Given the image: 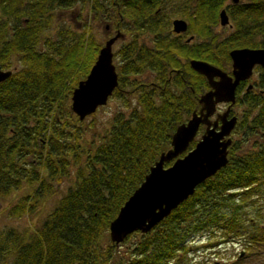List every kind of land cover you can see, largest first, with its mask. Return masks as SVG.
<instances>
[{
	"label": "trees",
	"instance_id": "trees-1",
	"mask_svg": "<svg viewBox=\"0 0 264 264\" xmlns=\"http://www.w3.org/2000/svg\"><path fill=\"white\" fill-rule=\"evenodd\" d=\"M223 1L0 0V67L12 70L0 82V198L25 189L8 214H30L52 182L74 172L73 185L40 224L0 228V264H189L201 235L217 238L212 245L242 238L247 255L264 247V71L259 90L241 100L239 140H232L227 164L146 233L119 243L109 236L110 222L206 88L188 59L221 65L230 47H264V0L234 5L236 32L215 42ZM78 6L99 20L124 19L120 27L131 35L116 52L111 96L122 107L103 131L70 109L72 90L101 47L87 23L81 31L60 23ZM178 13L212 41L186 44L163 35ZM251 137L259 138L246 148Z\"/></svg>",
	"mask_w": 264,
	"mask_h": 264
},
{
	"label": "water",
	"instance_id": "water-1",
	"mask_svg": "<svg viewBox=\"0 0 264 264\" xmlns=\"http://www.w3.org/2000/svg\"><path fill=\"white\" fill-rule=\"evenodd\" d=\"M223 14L221 12V20H224ZM173 23L176 31L186 29L187 24L183 19H175ZM121 36L116 34L104 42L88 74L72 90L70 109L80 120L105 105L118 84L112 46ZM230 55L235 69L234 80L205 60H190L191 68L207 77L211 89L200 96L202 107L198 111L193 110L190 117L176 127L170 147L160 153L143 181L110 222L109 236L113 242H122L136 231H149L192 195L199 184L227 164L230 134L236 123V116L226 118V110L223 114H218L215 120L209 117L215 112L218 102L235 101L234 90L239 79L249 76L250 72L252 74L256 64L264 67V48L233 49ZM11 73V69L4 70L0 67V82ZM215 76L219 79L214 80ZM218 120H221L220 124ZM201 124L205 125V129L189 149ZM171 160L172 163L165 166V162Z\"/></svg>",
	"mask_w": 264,
	"mask_h": 264
},
{
	"label": "rangeland",
	"instance_id": "rangeland-1",
	"mask_svg": "<svg viewBox=\"0 0 264 264\" xmlns=\"http://www.w3.org/2000/svg\"><path fill=\"white\" fill-rule=\"evenodd\" d=\"M88 12L85 9H80L79 6L68 9L62 13L60 23L78 31H81L83 25H85L84 23H87L91 27V31L97 42L102 46L105 39L115 33V27L112 26L113 31L106 32L105 25L108 21L99 20L94 14H92V12ZM120 30L122 33H125V36L123 39L116 40L112 46L113 62L115 65H118L119 62L116 55L118 48L124 41L129 40L131 37V35L122 28H120ZM214 30H216L220 36L228 34L226 30L224 31L216 25L213 27V31ZM192 33L194 32L192 31ZM144 38L145 37L142 35L139 36L140 40H143ZM197 40H199V37H197L195 41ZM257 75L258 70L254 69L252 80L256 79ZM121 107V102L115 97L110 96L105 105L97 108L95 117L87 116L85 121L90 122L93 119L97 120V123L100 124L99 129L103 131L109 118H111L113 113ZM223 107V105H220L219 109L222 110ZM242 109L243 108L240 106L235 107L234 112L241 111ZM201 133L202 129L199 130L195 139H199ZM231 137L234 140H239L238 131L236 130L233 132ZM259 137H251V139L245 143V145H247L246 148H250L252 142ZM73 183L74 172L72 170L70 176L64 178L59 184L52 182V190L38 199L34 210L30 214H23V216L20 217L10 216L8 214V208L25 193V189L14 191L6 198H0V228L14 227L18 230H24L25 228L30 227L33 223L35 225L40 224L46 214L52 210L57 201L68 190V188L73 185ZM210 239L211 238H208L207 235H201L195 238L194 244L199 247L188 254V257L191 258L189 264H264V247L262 245L260 248L254 247L251 254L247 255L245 252L247 250L243 245L242 238L234 239L233 241H223L216 245H212L209 242L215 241L217 238ZM240 252H242V255H239Z\"/></svg>",
	"mask_w": 264,
	"mask_h": 264
},
{
	"label": "flooded vegetation",
	"instance_id": "flooded-vegetation-1",
	"mask_svg": "<svg viewBox=\"0 0 264 264\" xmlns=\"http://www.w3.org/2000/svg\"><path fill=\"white\" fill-rule=\"evenodd\" d=\"M243 1H245V0H224L223 1L222 6L218 10L217 23L215 25L219 26V28L224 30V31L226 30L228 34H226L224 36H220V34L216 30H214L213 32L217 35V38L215 39V42L218 41V42H223L224 43V42H226V40L227 41L230 40V38H228V37L231 34L236 32L237 26L235 25V9H233V6L234 5H238L240 2H243ZM157 11H159V10H157ZM221 12H224V14H223L224 20L222 19L224 22H222V20H221ZM170 18H171L170 21L165 23L164 26H163V29H162L163 30V35H167V36H169L171 38H175V39H177V40H179L181 42H184L186 44H194V43L199 44L202 41L203 42H211L212 41V40L208 41V40L211 39V37H207L206 39L199 37V40L195 41L198 36H197V34L192 33L191 28H190V21L185 15L178 13V14L171 15ZM119 19H120V21H117V22H114L111 19L110 20H106V21H108L107 24L105 25L106 32H110L111 30L113 31L112 26L115 27V29H114L115 33L113 35L109 36L108 38H110V37H112V36H114L116 34H120V36L122 35L118 39H123V37L125 36V33L124 32L122 33L121 30H120V28H121L120 25L124 23V19H121V18H119ZM175 19H183L186 22V24H187L186 25V29L183 30V31L182 30L176 31L174 29V23H173ZM142 36H144L145 38L143 40H141V41L142 42L143 41H147L146 43L149 44V42L151 41L150 37H148L147 35H144V34H142ZM158 36H160V35L158 34ZM107 39H105V41ZM241 48L251 49V48H264V47H251V45L233 46V47L228 48V50H226V55L223 56V57H226V59H225V61L223 60L221 65L214 64V63L209 62L207 60H205V61H207V62L219 67L221 70L226 72L229 76H231L232 79L234 80V78H235L234 70L235 69H234V66H233V59H232V57L230 55V51L233 50V49H241ZM191 59H197V58L188 59L189 65H190V60ZM201 60H204V59H201ZM114 65H115V63H114ZM115 68H116V65H115ZM254 69L258 70V75L256 76V79L252 80L253 71H252V74L250 72L249 76L239 79L237 84H236V86H235V90H234L235 101L233 103L223 102V101L222 102H218L216 104L215 112L213 113V115H211L209 117L211 120H215V119H217V115L218 114H223L226 110H228V114H227L226 118H231L232 116H236V123H235V125H234V127H233V129L231 131L230 137H231L232 133L237 130V129H235V127H236L237 123L240 121V119L242 117V113L241 112L245 108L244 105H245V102H246V101L245 102H242V101L245 100V99L247 100V99L251 98V93H255L256 91L259 90L260 76H261V73L264 71V67H262L261 65L256 64L253 67V70ZM197 73H199V72H197ZM199 74L203 76V78L205 80V83H206V88L197 97V103L198 104H197V107L194 109V110H197V111L202 107L201 103L199 102L200 96L211 89V86L209 85L207 77L205 75L201 74V73H199ZM218 79H219L218 76L214 77V80H218ZM220 105L224 106L222 108V110L219 109ZM238 106H240L243 109L241 111H235L234 112L235 107H238ZM220 123H221V120H218V124H220ZM200 129H202V132H203L204 129H205V125L201 124L200 127H199V130ZM232 140L233 139L231 137V143H232Z\"/></svg>",
	"mask_w": 264,
	"mask_h": 264
}]
</instances>
